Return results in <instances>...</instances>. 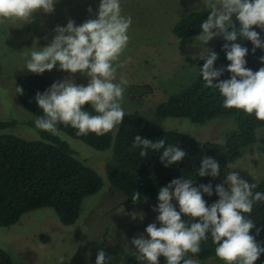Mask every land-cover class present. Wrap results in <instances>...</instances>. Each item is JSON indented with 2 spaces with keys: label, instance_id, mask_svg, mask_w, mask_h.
Wrapping results in <instances>:
<instances>
[{
  "label": "clouds",
  "instance_id": "obj_1",
  "mask_svg": "<svg viewBox=\"0 0 264 264\" xmlns=\"http://www.w3.org/2000/svg\"><path fill=\"white\" fill-rule=\"evenodd\" d=\"M58 0H0V25L6 21L20 20L31 23L34 14L54 12ZM210 14L202 22L199 40L204 46L217 36H222L227 43L223 50L230 61L227 68L216 69L218 54L207 48V55L199 69L200 76L208 87L219 90L223 107L242 110L247 115H254L264 121V67L253 72L246 67L249 50L238 42V37L251 41L256 49L264 50V41L253 26L264 31V0H204ZM87 11L91 14L92 8ZM239 22L236 26L232 17ZM130 16L122 15L120 0H100L96 18L88 19L77 26L73 20L62 27L57 25L51 43L30 52L25 68L35 74L53 70L59 64V70L71 74L80 73L89 80L87 86L77 85L72 78L54 82L44 93L37 92L35 101L43 115L35 120L37 129L52 135H59L58 125L77 129L78 136L94 133L103 136L122 123L125 112L122 108L124 93L128 81L121 77L117 81V70L123 67L120 62L129 44ZM264 63V56L260 58ZM231 73L228 80H219L223 73ZM214 81H219L214 83ZM17 91L23 94L22 88ZM90 104L95 115L82 110ZM133 148H141V157L148 156V149L161 152L160 161L164 167L182 162L187 155L176 146H165V140L153 142L136 135ZM261 145L253 146L255 156ZM162 150V151H161ZM234 169V164H226ZM221 174L219 162L204 156L200 168L192 177L173 179L158 191L159 204L153 211H158L155 223L149 224L145 231L150 238L138 235L130 244L136 250V260L140 264H160L159 257L166 258L167 264H197L192 258L201 252V242L210 234L216 245V256L225 264H255L264 254V247L257 242L250 232L256 224L249 218L253 205L264 202V193L253 192L258 185L249 184L238 172L232 170L225 175L226 189L216 186L219 199L211 206H206L202 193L213 194L212 185L193 186L194 177L217 178ZM139 192L135 191L133 202L140 201ZM147 197L144 202L147 203ZM178 201L179 211L171 203ZM133 220L143 219V214L129 213ZM182 217H188L186 220ZM198 218V222H193ZM261 229L256 228L258 236ZM113 257L103 248L99 249L96 264H111ZM63 262V257H61Z\"/></svg>",
  "mask_w": 264,
  "mask_h": 264
},
{
  "label": "rangeland",
  "instance_id": "obj_2",
  "mask_svg": "<svg viewBox=\"0 0 264 264\" xmlns=\"http://www.w3.org/2000/svg\"><path fill=\"white\" fill-rule=\"evenodd\" d=\"M99 4L100 0H58L53 13L37 12L31 23L16 20L0 25V122L16 121V125L4 133L25 140L40 138V129L35 127L37 118L22 109L17 101L15 81L21 76L35 74L25 68V62L32 50L51 43L57 25L64 27L73 20L79 26L94 19ZM120 4L122 15L132 18L129 44L120 58L123 67L118 68L116 81L121 77L128 81L122 101L125 115L137 112L156 130L176 131L196 141L222 144L236 128L232 118L196 124L187 118H160L156 114L159 105L200 76L197 65L200 56H204L207 48L214 47L218 36L204 46L199 36L178 39L172 32L174 25L190 12L210 14L204 0H120ZM89 7L93 10L91 14L87 11ZM38 75L52 83L66 78H72L77 85L87 86L89 82L80 73L60 71L59 64ZM116 131L111 132L113 137ZM255 136V143L243 148L240 158L229 163L236 167L225 168L214 182L225 184L224 174L232 170L249 184L264 181V127L257 129ZM57 137L69 146L79 161L100 176L101 189L82 200L79 217L71 226L61 225L54 210L45 207L23 214L11 226L0 227V248L8 253L13 264H96L98 252L90 242L104 240L108 255L113 257L111 264H125L136 253L129 241L130 228L155 223L153 209L159 204L158 198L147 203L127 201L106 179L105 166L112 155L111 149L94 150L62 131ZM254 145H261L255 156ZM171 203L179 206L176 200ZM133 212L143 214V219L138 215L133 220L129 215ZM192 259L197 264H220L212 258Z\"/></svg>",
  "mask_w": 264,
  "mask_h": 264
},
{
  "label": "trees",
  "instance_id": "obj_3",
  "mask_svg": "<svg viewBox=\"0 0 264 264\" xmlns=\"http://www.w3.org/2000/svg\"><path fill=\"white\" fill-rule=\"evenodd\" d=\"M209 13L205 11L190 12L184 16L172 29L178 39L194 38L199 36L202 22ZM234 23L239 27L235 16ZM253 30L260 34L264 41V31L253 26ZM238 42L249 52L245 57L246 67L253 72L264 67L260 58L264 56V50L256 49L252 52L251 41L238 37ZM227 43L222 36L216 38L214 47L211 49L218 54L215 61L216 69L227 68L230 61L226 58L223 50ZM207 55V52L204 56ZM205 60L200 59L197 63L202 68ZM231 73L225 71L219 80H228ZM219 81H214V83ZM53 83L47 78L30 74L16 79L14 91L17 101L22 109L28 111L34 117L43 115L38 107L35 96L37 92L44 93ZM20 87L23 94L17 91ZM223 97L218 89L208 87L202 76H199L191 85L180 93L172 95L166 102L159 105L156 114L160 118L174 117L187 118L196 124H203L217 118H232L236 128L230 133L225 141L220 143L196 141L176 131L156 130L151 123L139 115V113H128L124 116L122 123L118 125L115 136L109 132L103 136L89 133L86 136H78L77 129L63 124L58 125L59 131L78 139L97 151L111 149L112 155L105 166L106 179L113 189L124 195L127 201L133 202L132 197L135 191L140 194V201H154L158 197L161 187L167 186L173 179L192 177L200 168L201 159L206 156L217 160L221 166V173L226 164L231 163L241 156V150L256 141L255 132L264 127V121H259L254 115H247L242 110L223 107ZM91 114L96 113L90 104L82 108ZM16 121L0 122V227H8L15 224L20 217L30 211L41 208H52L58 221L63 226H71L78 219L82 200L97 194L102 186L100 176L90 167L79 161L69 146L60 141L57 135H52L40 130V138L36 140H25L11 133H4L12 129ZM140 135L153 142L159 139L165 140V146L172 145L180 147L187 155L182 162L164 167L160 161L161 152L148 149V156L141 157V148H133L134 138ZM162 151V150H161ZM193 186L199 187L204 184L212 185L211 196L202 193L206 206H211L218 201L216 186L225 184L214 182L212 177L195 176ZM253 192L264 193V181L257 183ZM179 211V206H176ZM159 212H155V224L160 227L157 220ZM189 220L188 217H182ZM256 227L250 232L255 236L258 243L264 247V202H257L253 205V211L249 214ZM198 222V218L193 220ZM148 225H136L130 228L129 241L138 235H147L145 229ZM256 228L261 229L256 235ZM95 251L103 248L108 250L102 241L90 242ZM216 245L209 234L208 239L201 242V252L195 256L191 253L186 258H195L199 261L215 259L220 264H225L215 254ZM160 264H167L166 258L159 257ZM0 264H13L6 251L0 248ZM125 264H140L136 255H132ZM147 264V262H144ZM255 264H264V254Z\"/></svg>",
  "mask_w": 264,
  "mask_h": 264
}]
</instances>
